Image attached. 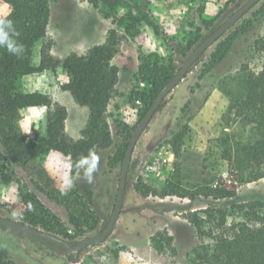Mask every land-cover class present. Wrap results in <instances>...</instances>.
<instances>
[{
    "label": "rangeland",
    "instance_id": "1",
    "mask_svg": "<svg viewBox=\"0 0 264 264\" xmlns=\"http://www.w3.org/2000/svg\"><path fill=\"white\" fill-rule=\"evenodd\" d=\"M97 1V6H93L88 0H50L47 40L51 42L54 57L62 59L72 53L84 55L91 47L105 42L114 25L104 16L105 5L101 0ZM247 1H124V6L118 10L121 15L128 10L149 12L159 26L160 34L142 24L132 40L119 30L118 53L112 64L120 72L117 93L107 108L108 115L113 117L107 119L110 126L113 119H119L131 128L132 134L142 118V103L130 96L137 87L147 89L134 78L140 51L171 58L174 75L193 51ZM262 5L264 0L205 51L165 96L160 110L133 149L122 211L104 242L86 248L69 260L66 254L49 250L35 238L0 227V250L6 251L15 264H219L212 261L201 263L196 251L206 247L212 251L214 238L220 231L217 225L222 213L226 217V227L246 220L232 209L229 199L216 200L210 191L222 189L236 193L238 198L250 194L264 196V178L250 181L247 173L234 172L225 160L226 152H231L233 140L243 139L247 131L229 113V93L239 92L237 80L243 73H258L264 63V51L254 45L256 40L264 45V16L253 17ZM9 10L0 1V18ZM241 25L244 28L239 31L241 33L228 55L218 64L211 63L217 45L237 32ZM190 39L194 44L187 49ZM38 51L39 46L35 48L36 64L39 62ZM65 83V74L58 68L55 72L44 71L23 77L17 88L23 93L46 94L65 108L68 114L65 133L77 140L86 125L89 111L77 105L63 90ZM45 113V107L23 110L17 123L22 134L32 140L44 136ZM181 131L182 162L176 172L168 142ZM112 137L110 148L95 152L100 157V167L94 182L89 185L83 179H77L80 188L88 193L90 209L98 218L93 231L77 235L69 220L68 211L73 209L74 203L60 193V177L65 171L66 159L54 152L46 156L40 176H26L15 167V180L9 184L0 182V217L23 223L7 210V205L18 202L19 183H22L59 221L61 227L50 234L72 245L98 235L111 216L119 186L121 162L112 167L109 163L123 148L125 139L113 130ZM138 179L151 182L156 188L164 187L167 180L172 179L179 183L183 197H142L135 191ZM168 238L171 241L166 242ZM101 257L105 259L102 261Z\"/></svg>",
    "mask_w": 264,
    "mask_h": 264
},
{
    "label": "trees",
    "instance_id": "2",
    "mask_svg": "<svg viewBox=\"0 0 264 264\" xmlns=\"http://www.w3.org/2000/svg\"><path fill=\"white\" fill-rule=\"evenodd\" d=\"M0 1L10 9L3 18L14 21L16 30L20 33L19 42L24 44L26 50L23 57L17 59L0 49V182L12 183L15 180V167L20 168L26 176H40L46 156L52 152L66 160L75 161L81 155H87L89 150L96 152L98 149H108L113 144L112 130L124 137L125 144L109 166H114L118 161L122 163L131 128L119 119H113L112 127L107 121L108 117L113 118L108 115L107 108L117 93L120 72L112 61L118 53L119 30L132 40L142 24L160 34L159 26L149 12L134 13L128 10L121 15L118 10L124 6L126 0H101L106 7L105 18H110L114 25L109 29L105 42L91 47L84 55L72 53L58 59L51 54V42L47 40L50 0ZM88 1L97 6V0ZM258 16H264V5L253 15ZM203 23L208 24L206 21ZM243 26L217 45L211 63L218 64L228 55ZM193 44L194 40L190 39L186 48L190 49ZM254 45L264 51L260 40H256ZM37 46L38 64L34 62ZM137 59L134 78L147 89L141 90L137 87L130 92V96L142 103L141 118L159 91L172 78L175 68L171 58H161L156 53L140 51ZM58 68H61L66 77L63 90L72 96L77 105L86 107L89 111L86 125L77 140L69 138L65 133L68 116L65 108L53 102L46 94L23 93L17 88L23 77L44 71L55 72ZM237 81L240 84L239 92L233 95L229 93V113L247 131L243 139L233 140L231 152H226L225 160L234 172L247 173L248 180L257 181L264 178V63L258 73H243L242 78ZM37 107L46 108L45 134L32 140L22 134L17 123L23 110ZM159 110L160 106L157 111ZM182 137L183 131L173 135L168 142L174 155L176 172L182 162ZM130 171L129 165L127 173ZM135 191L142 197H183L179 183L172 179L159 188L151 182L138 179ZM19 192L18 202L7 205L8 212L21 222L47 233L61 227L56 217L22 183H19ZM210 193L216 200L229 199L233 204L232 209L242 214L246 221L226 227V217L222 213L217 225L220 231L214 238L212 251L207 247L196 251L201 263L212 261L219 264H264V196L250 194L238 198L236 193L222 189H212ZM68 199L74 203L68 215L77 235L93 231L97 227L98 218L90 209L88 193H84L77 181L76 187L67 195ZM158 235L159 233L155 238ZM37 241L49 250H55V243L49 240ZM169 241L171 238L166 239V242ZM68 259L73 260L72 257ZM0 264L15 263L6 251L0 250Z\"/></svg>",
    "mask_w": 264,
    "mask_h": 264
},
{
    "label": "water",
    "instance_id": "3",
    "mask_svg": "<svg viewBox=\"0 0 264 264\" xmlns=\"http://www.w3.org/2000/svg\"><path fill=\"white\" fill-rule=\"evenodd\" d=\"M262 0H248L240 9H238L234 14H232L224 23H222L205 41H203L189 56V58L183 63L180 69L172 76V78L167 82V84L159 91L156 98L147 109L146 113L143 115L141 120L135 126L121 163L120 177H119V186L116 195L115 205L111 216L102 230V232L94 237H88L78 241L76 244H70L61 238L43 232L39 229L33 228L26 224L13 221L7 218L0 217V227L6 228L9 230L17 231L21 234L27 235L31 238H35L37 240H49L55 243V250L66 254L69 257L76 258L79 253L90 246H96L106 240V238L110 235L118 216L122 211V204L126 189V176H127V168L129 161L131 159L133 149L145 130L148 126L149 122L157 112L158 107L161 102L167 95V92L173 89L187 74L189 69L193 66L198 57H200L205 51H207L212 45H214L219 39L223 37V35L233 26L235 25L242 17H244L253 7H255Z\"/></svg>",
    "mask_w": 264,
    "mask_h": 264
},
{
    "label": "clouds",
    "instance_id": "4",
    "mask_svg": "<svg viewBox=\"0 0 264 264\" xmlns=\"http://www.w3.org/2000/svg\"><path fill=\"white\" fill-rule=\"evenodd\" d=\"M20 33L16 30L14 21L0 18V49L20 59L25 54V46L19 42ZM100 157L93 150L87 155H81L77 160H66L62 176L60 177V193L67 196L75 187L77 179H83L91 185L99 172ZM82 173V175H80ZM102 261L105 257L100 258Z\"/></svg>",
    "mask_w": 264,
    "mask_h": 264
},
{
    "label": "flooded vegetation",
    "instance_id": "5",
    "mask_svg": "<svg viewBox=\"0 0 264 264\" xmlns=\"http://www.w3.org/2000/svg\"><path fill=\"white\" fill-rule=\"evenodd\" d=\"M107 222H108V221H107ZM106 224H107V223H106ZM105 226H106V225H105ZM105 226H104V227H105ZM114 226H115V225H114ZM113 228H114V227H113ZM103 229H104V228H103ZM103 229H102V230H103ZM112 230H113V229H112ZM101 232H102V231H101ZM101 232H100V233H101ZM111 232H112V231H111ZM100 233H99V234H100ZM73 259H74V258H73Z\"/></svg>",
    "mask_w": 264,
    "mask_h": 264
}]
</instances>
